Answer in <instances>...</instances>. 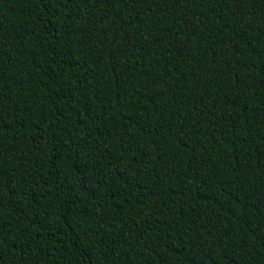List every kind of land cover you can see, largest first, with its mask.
<instances>
[{"label":"trees","instance_id":"trees-1","mask_svg":"<svg viewBox=\"0 0 264 264\" xmlns=\"http://www.w3.org/2000/svg\"><path fill=\"white\" fill-rule=\"evenodd\" d=\"M0 264H264V0H0Z\"/></svg>","mask_w":264,"mask_h":264}]
</instances>
